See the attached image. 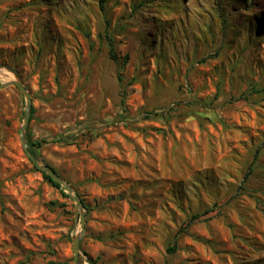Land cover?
Listing matches in <instances>:
<instances>
[{"label":"rangeland","instance_id":"obj_1","mask_svg":"<svg viewBox=\"0 0 264 264\" xmlns=\"http://www.w3.org/2000/svg\"><path fill=\"white\" fill-rule=\"evenodd\" d=\"M14 80L0 264H264V0H0Z\"/></svg>","mask_w":264,"mask_h":264},{"label":"water","instance_id":"obj_2","mask_svg":"<svg viewBox=\"0 0 264 264\" xmlns=\"http://www.w3.org/2000/svg\"><path fill=\"white\" fill-rule=\"evenodd\" d=\"M13 86L16 87L24 96L25 98V110H24V119L23 125L20 129V142L22 144L24 153L32 162L37 170L46 174L54 183L58 184L73 200L77 207H83L78 195L73 191L71 186H69L60 176H58L49 166L41 164L29 151L25 130L30 118L31 112V100L30 95L23 85V83L19 80H14L5 84H0V87H8ZM83 216L81 215V232L80 234L76 235L72 240V251L74 255V264H79V253H80V240L81 237L84 235V222L82 220Z\"/></svg>","mask_w":264,"mask_h":264},{"label":"trees","instance_id":"obj_3","mask_svg":"<svg viewBox=\"0 0 264 264\" xmlns=\"http://www.w3.org/2000/svg\"><path fill=\"white\" fill-rule=\"evenodd\" d=\"M106 1L107 0H98V5H99V8L101 9V11H103L104 10V5H105V3H106ZM108 42H109V46H110V56H111V58L114 60V61H116V56H115V54H113V41H112V39L111 38H109L108 37ZM26 140H27V144H28V148H29V151H30V153L35 157V151H36V149L39 147V145H38V143L37 142H35V141H32V140H30V139H28L27 137H26ZM62 140V139H61ZM60 140V141H61ZM52 169V168H51ZM53 170V169H52ZM54 171V170H53ZM55 172V171H54ZM43 174V176H44V178L52 185V186H54V187H56V188H58V189H60L61 187L58 185V184H56V183H54L46 174H44V173H42ZM65 197H67V196H65ZM197 217H194L193 219H196ZM168 251L170 252V253H172L173 251H174V249L173 248H168ZM87 263L88 264H94V261L93 260H87ZM48 264H66L65 262H58V263H55V262H48Z\"/></svg>","mask_w":264,"mask_h":264}]
</instances>
